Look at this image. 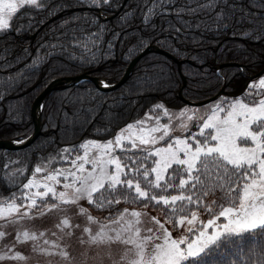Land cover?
<instances>
[{
	"label": "snow or ice",
	"instance_id": "obj_1",
	"mask_svg": "<svg viewBox=\"0 0 264 264\" xmlns=\"http://www.w3.org/2000/svg\"><path fill=\"white\" fill-rule=\"evenodd\" d=\"M75 2L98 10L99 15L92 12L89 18L84 13L79 17L72 13L71 17L65 20V24L38 47V53L40 48H44V53L39 61L32 57L30 63L34 65L33 73L35 68L48 63L54 57H63L65 61L73 62L75 66L87 64L89 67L107 62L109 56L127 62V57L133 55L135 51L150 47L153 43L159 45L164 42L178 58L186 57L192 62L181 65V69L185 67L194 69L189 73V81L195 87L202 83L198 77L204 74L201 58L207 50L200 49H204L207 42L205 33L218 35L223 32L233 38L249 39L254 43L264 35V0H248L247 5L241 0H184L183 3L179 0H75ZM72 6L58 4L51 7L66 9ZM26 7L41 10L48 7V0H0V34L11 31L13 18H18L17 13L24 15L20 10ZM109 15H114V20L109 21L107 19ZM78 20L80 22H77ZM157 20L160 23H157ZM223 48L221 45L220 51H223ZM3 55L5 53L0 52V56ZM11 64V61H4L0 63V68H8ZM151 67L155 69L159 65L154 64ZM22 73L23 70L18 69L16 74ZM11 75L8 74L9 78ZM163 75L165 74L161 73V76ZM216 75L218 76L219 72ZM145 82L151 84L150 80ZM99 83L100 88L96 89L97 92L111 87L106 81ZM253 88L257 86L253 85ZM258 89L252 93V98L248 102L241 99L222 100L219 103L214 101L210 115L198 118L205 122L198 124L194 133L186 139L177 138L166 147L155 148L154 145L167 137L169 132L167 126L162 129L160 127L150 129L151 133L162 131L159 137L151 135L129 137L127 144L122 143L123 134L103 144L94 140L82 144L81 147L85 150L89 146H94L103 152L99 157H90L86 153L75 157L84 164L90 163L93 171L85 175H77L75 172L64 173L65 179L72 178V183L64 186L68 192L57 193L51 184L41 182L46 189L43 193L35 192L31 196L21 193L19 197L12 193L5 200L3 207H0V219L4 221L0 224V241H3L0 244V262L24 260L22 255L13 251L15 244L35 241L36 235L20 230L19 235L8 241L6 237L12 233L5 229L9 225L18 224L20 219L28 216L27 211L20 210L24 201L30 200L28 208L36 207L35 197H47L49 193L63 204L78 205L81 199H85L97 208H112L120 204L121 200L133 204L143 200L144 207L148 204H152L153 207L161 205L162 210L163 207H168L166 217L169 220L172 217H180L178 222L181 225L184 224V217L187 215L192 217L188 224L193 223L196 212L188 208V205L199 204L207 213H212L213 208L218 209L213 213L217 219L232 217L229 224L224 226L226 232L240 234L241 231L258 228L264 230V79L259 80ZM103 95L107 96L110 93ZM123 99L113 103H120ZM96 102L90 97L79 96L75 100L66 101L59 112L61 126L66 122H72L80 115L90 117L88 108ZM158 107L164 108V105L159 104ZM40 108L43 109L44 105L41 104ZM69 108L73 111H69ZM105 110L110 111L108 108ZM187 112L188 109H185L181 116ZM195 115V112H192L187 119L192 120ZM51 118L56 119L55 116ZM8 121L15 122V116L11 112L6 114V122ZM132 127L134 125H128V128ZM114 147H120L119 155H109ZM150 158H153L151 165L147 163ZM9 163L5 161V167ZM77 169L79 173H85L83 164L77 165ZM34 170L36 173L42 171L41 167H35ZM58 175L61 173L53 172L47 180L59 183ZM23 187L25 189L37 187L35 179L24 183ZM170 188L176 189L177 194H166ZM240 192L243 194L242 197ZM216 193H219V196H216ZM209 195H212L213 199L208 201L205 208L203 200ZM17 199H20V204H17ZM226 203L231 206H225ZM44 207L57 208L58 205L45 204ZM77 213L85 215L91 224L98 225L96 231H93L85 224L80 236L77 237L81 245L104 247L110 256L114 251L112 245L123 246L116 250L121 255L113 264H121V261H126V264H182L187 257L199 254L208 243L219 238V234L206 237L201 231L195 242L185 238L172 239L165 223L154 216L146 221L149 226L143 229L146 235L142 237L141 227L137 226L141 224L142 213L135 210L129 212L127 208L111 212L104 218L106 222L103 223H98L85 207L78 206ZM215 223V220L209 219L207 226L212 227ZM62 225H69V220L63 219ZM75 227L79 228L80 224H76ZM73 234L72 231L65 233L68 237ZM150 241L162 242L153 243L149 248ZM44 243L48 244L49 241L45 240ZM185 243L186 250L181 248ZM52 245L56 248L68 247L67 244L61 246L56 242H52ZM48 254H58L62 259L69 261V264L74 259L66 250Z\"/></svg>",
	"mask_w": 264,
	"mask_h": 264
},
{
	"label": "trees",
	"instance_id": "obj_2",
	"mask_svg": "<svg viewBox=\"0 0 264 264\" xmlns=\"http://www.w3.org/2000/svg\"><path fill=\"white\" fill-rule=\"evenodd\" d=\"M179 2L183 3L184 0H179ZM241 2L245 5L248 4V0H241ZM58 4H72L73 6L66 9L51 7ZM49 7H51V11H49ZM20 12L24 15L17 13L18 18L14 17L11 22V31L0 34V52L5 53L0 56V63L12 62L10 67L0 68V140H20L31 135L35 130L32 110L36 98L54 81L61 79L62 83L50 91L43 100L41 134L33 142L23 147L0 146V193L6 194L8 197L12 193H16L18 197L23 193V182L27 181L35 165L49 154L57 152L67 145H75L71 154L79 155L82 151L80 146L82 140L85 138L109 139L123 126L148 113H154L158 101H162L168 107H178L185 103L179 96L181 89L186 99L202 100L217 94L225 84L223 94L235 97L243 96L247 101L251 100L245 94L250 82V77L247 75L256 73L264 67V35L254 43L249 39L233 38L223 32L218 35L209 32L205 33L207 42L204 49H200L201 51L207 50L201 58L204 74L198 77L202 83L195 87L189 81V73L194 69L187 67L181 69V65L192 62L186 57L178 58L170 47L165 46L164 42L159 45L153 43L151 46L156 45L175 56L181 62L180 68L173 58L156 51H150L140 58L129 78L118 88H103L97 92L96 89L100 88V84L93 80H83L77 84L64 86L71 81L70 79L80 74L106 79L108 83L119 82L124 77L131 60L147 47L128 56L127 62L109 56L107 62L99 63L95 67H89L87 64L75 66L73 62L65 61L63 57H54L48 63H43L39 68H35L33 73L34 65L30 63L32 57H36L39 61L44 53V48H40L38 53V47L58 31L72 13H76L78 17L84 13L85 16L91 18L92 12L99 15V11L90 6H81L75 0H48V7L44 9L36 10L26 7ZM54 17L55 19L51 20ZM114 18V15L107 16L109 21ZM157 23L160 21L157 20ZM221 45L224 46L223 51H220ZM228 49H232V51H228ZM154 64L159 67L153 69L151 66ZM222 64L225 65L220 67ZM18 69H22L23 73L16 74ZM217 72H219L218 76ZM9 73L12 74L10 78ZM161 73L165 75L161 76ZM182 75L186 80L185 85ZM146 80H150L151 84L146 83ZM103 93H110V95L105 96ZM78 96L90 97L97 101L88 108L91 116L80 115L72 122H66L61 126L59 112L66 101L75 100ZM121 98H124L122 102L113 103ZM105 108L110 111H106ZM68 110L73 111L71 108ZM9 112L15 116V122H6V114ZM52 116H55L56 119H52ZM5 161L10 162L7 167H5ZM19 162L26 165L27 175L21 182H14L9 171ZM147 163L151 165L153 158H150ZM154 191L158 192L159 190ZM166 194H177V190L170 188ZM216 196H219V193H216ZM241 196L242 192H240ZM212 199L213 196L209 195L203 200L205 208L208 206V201ZM16 202L20 203V199H17ZM52 203H54L52 198H47L44 201V204L47 205ZM144 204L143 200L136 204L121 200L120 204L112 208H97L89 203H87V207L102 222H106L104 218L111 212L120 209H146L163 219L171 230H179L180 217H172L169 220L165 215L169 211L168 207L165 206L162 210L161 205L153 207L152 204H148L144 207L142 206ZM225 206L231 205L226 203ZM40 207L38 206V208ZM188 208H191L192 211L203 212L207 217L214 216L213 213L218 211L213 208L212 213H207L199 204L188 205ZM189 216L191 215L184 218ZM182 264H264V230L258 228L241 231L240 234L232 233L223 236L207 245L198 255L186 258Z\"/></svg>",
	"mask_w": 264,
	"mask_h": 264
},
{
	"label": "rangeland",
	"instance_id": "obj_3",
	"mask_svg": "<svg viewBox=\"0 0 264 264\" xmlns=\"http://www.w3.org/2000/svg\"><path fill=\"white\" fill-rule=\"evenodd\" d=\"M264 79V74L250 78V82L248 88L245 91V94L252 98V93L254 91H258L259 80ZM253 85H256L257 88H253ZM236 99L244 100L243 96H228L221 95L215 100L209 101L204 104H188L183 103L178 107H168L162 101H158L156 104V108L154 109V113H148L142 118L133 121L121 129H119L112 137L106 140H95L90 138H85L80 142V146L84 143H87L88 140H94L96 143L103 144L108 140H114L115 137L121 136L123 134V144H127L129 137H139V136H156L159 137L162 135V131H158L156 133H151L150 129L155 127H160L161 129L164 126L169 128V132L165 139H161L157 141L154 145L155 148L166 147L168 143H174V141L179 139H186L192 133L197 130L198 124H202L205 121L199 120V117L210 115V108L213 106V102L219 103L222 100L235 101ZM204 100V99H202ZM202 100H191L193 102H198ZM163 104L164 108H159L158 105ZM188 109V112L181 116V112ZM167 112V115H165ZM192 112H195V116L192 120H188L187 116L191 115ZM223 116V113L220 114ZM141 121L143 123L141 124ZM134 125L132 128H128V125ZM186 125V126H182ZM75 145H67L57 152H53L49 154L45 159L41 160L39 163L35 165V167H41L42 171L40 173H36L35 170L28 176L29 180L33 178L36 181L37 187L33 189H25L23 187V194L31 196L35 192L43 193L46 189L42 186L41 182L51 184L57 193L60 191L68 192L69 190L65 188V185L72 183V178L68 179L64 178V173L75 172L77 175H85L88 172L93 171L92 165L90 163L84 164L82 160H76L75 157L78 155H72V149ZM82 151L79 154L80 156L85 155L99 157L103 152L102 149L98 150L94 146H89L87 150L81 147ZM120 147H114L111 150L109 155H119ZM158 159V158H155ZM83 164L85 168V173H79L77 169V165ZM34 167V169H35ZM111 170V169H109ZM10 177L14 182H21L26 174V165L24 163H16L14 166L10 168ZM53 172H59L61 175H58L57 179L59 183L56 181H48L47 177L52 175ZM155 175V174H153ZM23 182V185L24 183ZM243 195V194H242ZM242 197V196H241ZM9 197L6 194L0 193V207H3L5 200ZM37 206L28 208L27 205L30 204V200L24 201V205L21 207V211H27L28 216L19 220L16 225H9L5 231H11V235L6 237V240L11 241L15 238V236L19 235L20 230L29 231L30 235L35 234L37 239L35 241H26V242H16L15 247L13 249L14 252H18L20 255L24 257V260L20 261H2L0 264H69V261L62 259V257L58 254L49 255L48 253H59L60 251H68L71 254V257L74 259L71 260V264H113L114 260L120 258L121 253L116 251L118 249L123 248L122 245L114 244L112 245V249L114 250L111 256L108 254V250L104 247L97 248L95 246L89 247L87 245H81L79 240L77 239L80 236L83 227L85 224H88L93 231H96L97 224H91L86 220L85 215L78 214L77 208L79 207H87L88 201L85 199H81L78 205L75 204H63L59 200L54 199L51 193L48 194L47 197L36 196ZM47 198H52L54 203L57 204V208H45L44 201ZM20 204V203H17ZM52 204H49L51 206ZM38 206H43L38 208ZM129 212L135 210L140 211L141 215V224L137 225L141 227V236L143 237L146 233L143 231L145 227L149 225L146 223L148 218L150 217H158L154 212L146 210V209H136V208H127ZM88 212L91 216H93L98 223H103L97 216H95L89 209ZM196 212V218L193 220L192 224H188V220L192 219L191 216L184 218V224H179V230L173 231L169 227V225L161 219L162 222L165 223V227L171 232L172 239H181L185 238L186 240L195 242L200 232L203 231L206 237L217 236L219 234V238L232 233L224 231V226L229 224V220L232 218L231 216L228 218L219 217L217 219L216 215L207 217L203 212ZM15 215V214H14ZM67 218L69 220V225H62L63 219ZM127 218V217H126ZM209 219H213L216 223L212 227L207 226V221ZM4 223L2 219H0V224ZM80 224V227H75L76 224ZM191 228V231H189ZM72 231L74 234L71 237L65 235L66 232ZM55 234V235H54ZM155 234V233H153ZM203 239V238H202ZM216 239V240H218ZM49 241L48 244H45L44 241ZM215 240V241H216ZM214 241V242H215ZM52 242L59 243L61 246L67 244L68 247L65 249L63 247L56 248L53 247ZM162 241H150L149 248L153 243H159ZM3 241H0L2 244ZM212 243V242H210ZM208 243L207 245H209ZM181 248L186 250L187 243L181 245ZM202 252V251H201ZM200 252V253H201ZM198 255V254H197ZM194 256V255H193ZM188 258V257H187ZM121 264H126V261H121Z\"/></svg>",
	"mask_w": 264,
	"mask_h": 264
},
{
	"label": "water",
	"instance_id": "obj_4",
	"mask_svg": "<svg viewBox=\"0 0 264 264\" xmlns=\"http://www.w3.org/2000/svg\"><path fill=\"white\" fill-rule=\"evenodd\" d=\"M53 19H55V17L52 18L51 20H53ZM150 51H156L158 53H161V54H164L166 56H169V57L173 58L175 61H177L178 65H179V68H180L181 62L175 56H173L171 53L161 49L160 47H158L156 45H153V46L147 47L142 52H140L138 55H136L131 60L129 66H128L127 70H126V73H125L124 77L119 82L109 83L111 85V87H108V88H118V87H120L129 78V76L131 75L135 64L140 60L141 57L145 56ZM223 65H225V64L220 65V67H222ZM263 73H264V67L261 70H259L258 72L249 74L247 76L250 77V78H255V77H258V76L262 75ZM182 78H183L184 85H185L186 80H185V77L183 75H182ZM70 80L71 81L66 83L64 86L77 84V83H79V82H81L83 80H93V81H96L98 84H100L99 83L100 81H106L107 82L106 79H102V78H99V77H91V76L85 75V74H80V75L75 76L74 78H72ZM61 83H62L61 79H58V80L54 81L48 87H46L38 95V97L36 98L35 103L33 105V110H32V116H33V120L35 122V130H34V132L31 135H29L28 137H26V138H24L22 140H12V139L0 140V146H7V147H13V148L23 147V146L28 145L31 142H33L41 134V129H42L41 112H42V109L40 108V105L43 104V100H44L45 96L50 91H52L55 88L59 87L61 85ZM224 89H225V84L222 86V88L220 89V91L217 94H215L214 96L209 97L207 99H204L202 101H198V102H193V101H191L189 99H186L183 96L182 89L179 91V96H180V99L182 101H184L185 103L199 105V104H204V103H207L209 101L217 99L218 97H220L225 92ZM17 141H23V142L22 143H17Z\"/></svg>",
	"mask_w": 264,
	"mask_h": 264
}]
</instances>
